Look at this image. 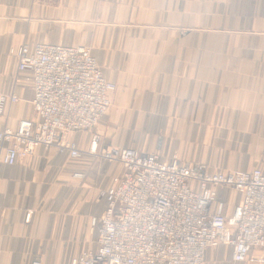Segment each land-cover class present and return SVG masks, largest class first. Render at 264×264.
Wrapping results in <instances>:
<instances>
[{
    "label": "crops",
    "instance_id": "obj_1",
    "mask_svg": "<svg viewBox=\"0 0 264 264\" xmlns=\"http://www.w3.org/2000/svg\"><path fill=\"white\" fill-rule=\"evenodd\" d=\"M39 43L89 46L117 84L96 128L71 135L82 149L97 136L99 148L264 172V0H0V95L19 97L3 105L0 132L35 117L31 73L18 70L16 52ZM120 172L56 147L3 164L0 264H72L98 250L92 218ZM218 198L231 215L241 194L220 188ZM232 253L209 248L206 264H251Z\"/></svg>",
    "mask_w": 264,
    "mask_h": 264
},
{
    "label": "built area",
    "instance_id": "obj_2",
    "mask_svg": "<svg viewBox=\"0 0 264 264\" xmlns=\"http://www.w3.org/2000/svg\"><path fill=\"white\" fill-rule=\"evenodd\" d=\"M18 70L31 73L33 119L0 132V169L56 147L73 159L85 154L121 166L115 184L100 191L105 212L92 218L100 246L72 264H206L209 248L232 246L234 262L264 264V172L210 171L175 155L137 148H99L95 136L82 149L72 134L92 132L110 111L117 84L108 80L89 46L23 44ZM16 94L0 95V111ZM84 177L83 173H75ZM220 188L241 194L231 215L218 198ZM32 264H42L36 257Z\"/></svg>",
    "mask_w": 264,
    "mask_h": 264
},
{
    "label": "rangeland",
    "instance_id": "obj_3",
    "mask_svg": "<svg viewBox=\"0 0 264 264\" xmlns=\"http://www.w3.org/2000/svg\"><path fill=\"white\" fill-rule=\"evenodd\" d=\"M227 191H224L223 194L225 193L226 194ZM228 193V192H227ZM104 199V198H103Z\"/></svg>",
    "mask_w": 264,
    "mask_h": 264
}]
</instances>
